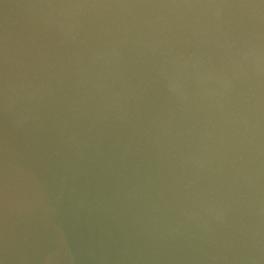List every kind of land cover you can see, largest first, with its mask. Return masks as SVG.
I'll return each mask as SVG.
<instances>
[{
  "label": "water",
  "instance_id": "obj_1",
  "mask_svg": "<svg viewBox=\"0 0 264 264\" xmlns=\"http://www.w3.org/2000/svg\"><path fill=\"white\" fill-rule=\"evenodd\" d=\"M0 264H264V0H0Z\"/></svg>",
  "mask_w": 264,
  "mask_h": 264
}]
</instances>
